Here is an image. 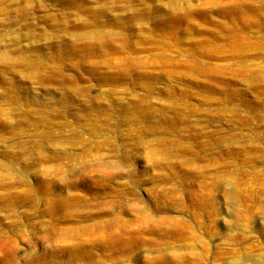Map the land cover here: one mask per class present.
<instances>
[{"label":"rangeland","instance_id":"obj_1","mask_svg":"<svg viewBox=\"0 0 264 264\" xmlns=\"http://www.w3.org/2000/svg\"><path fill=\"white\" fill-rule=\"evenodd\" d=\"M0 264H264V0H0Z\"/></svg>","mask_w":264,"mask_h":264},{"label":"bare ground","instance_id":"obj_2","mask_svg":"<svg viewBox=\"0 0 264 264\" xmlns=\"http://www.w3.org/2000/svg\"><path fill=\"white\" fill-rule=\"evenodd\" d=\"M138 137V136H137Z\"/></svg>","mask_w":264,"mask_h":264}]
</instances>
